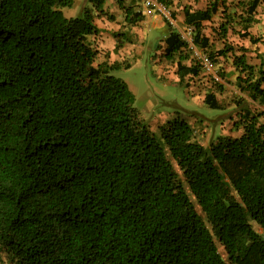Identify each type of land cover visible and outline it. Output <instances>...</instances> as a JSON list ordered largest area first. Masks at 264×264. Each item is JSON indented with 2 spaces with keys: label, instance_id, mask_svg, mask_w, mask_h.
Here are the masks:
<instances>
[{
  "label": "trees",
  "instance_id": "trees-1",
  "mask_svg": "<svg viewBox=\"0 0 264 264\" xmlns=\"http://www.w3.org/2000/svg\"><path fill=\"white\" fill-rule=\"evenodd\" d=\"M208 1L184 10L193 46L207 43L201 21L225 11ZM74 2L0 0L1 264H264L262 113L244 109L241 135L207 147L180 117L154 134L118 66L94 65L88 38L106 0L65 17ZM122 9L127 24L144 20ZM217 29L224 37L227 25ZM164 43L167 59L179 55V81L198 75L181 63L178 33ZM233 65L239 91L264 103V70L244 56ZM203 101L219 108L211 94Z\"/></svg>",
  "mask_w": 264,
  "mask_h": 264
},
{
  "label": "rangeland",
  "instance_id": "rangeland-1",
  "mask_svg": "<svg viewBox=\"0 0 264 264\" xmlns=\"http://www.w3.org/2000/svg\"><path fill=\"white\" fill-rule=\"evenodd\" d=\"M128 6L134 12L142 8L138 0H122L121 4L116 0H106L102 14L93 11L96 14L94 21L100 26L102 34L89 37L88 40L99 50L94 65L103 62L118 66L112 74L128 85L135 97L133 107L150 131L157 134L158 126L174 117H180L191 126L195 141L205 147L220 137L240 136L242 127L238 123V116L241 108L238 104L241 101L239 102L240 95L234 85V77L229 78L227 75V83L225 85L221 83L222 90H219L217 86L220 76L217 75L218 80H215L213 78L215 70L206 72L200 66L199 56L206 55L205 52L195 46L193 49L187 46L181 54L188 57L184 63L199 64L201 71L188 82L184 78L181 81L176 80V62L179 55L167 59L163 51L164 39L169 30L175 29L178 33L184 30V26L177 29V23L174 26L169 18L160 15L158 17L161 21L156 16L146 15L144 22L129 25L125 22L122 9ZM85 7L91 8L87 0H75L71 9L61 10L65 17H76L81 15ZM167 10L168 13L172 12L171 8ZM169 21L172 24H169ZM220 24H223V21H217L215 28L217 29ZM216 33L221 31L217 29ZM191 34L192 32L187 35L188 41L191 40ZM209 37L212 46H217L220 42L222 44L223 40L227 43L232 38V33L228 30L225 38L219 34H211ZM226 57H223L221 67L225 72L232 63L229 53ZM207 93L219 94L217 96L219 109H211L204 103L203 98ZM251 225L257 232H261L254 223ZM217 247L219 253L223 255L222 247L218 244ZM2 264H5L4 261Z\"/></svg>",
  "mask_w": 264,
  "mask_h": 264
},
{
  "label": "crops",
  "instance_id": "crops-1",
  "mask_svg": "<svg viewBox=\"0 0 264 264\" xmlns=\"http://www.w3.org/2000/svg\"><path fill=\"white\" fill-rule=\"evenodd\" d=\"M224 1H225L224 12L223 9H220L222 7H219L218 12L212 15L209 21H201L200 23L201 35L207 39L206 40L207 43L204 44V46L202 45L201 47L195 46V48L197 47L200 50L204 51L206 56L208 57L210 56L209 58L213 60L212 71L214 72L215 70V72L218 73L215 74L214 72L213 78L215 80H218L217 75L220 76L221 82L219 81L218 82L219 84L217 86L219 90H222V86L227 83L226 82V80H228L227 75L229 76V78L232 76L234 77V85H235L236 77L239 74L236 71L235 66L233 65L234 56H244L246 64L253 66L255 72L260 67L264 70V0H224ZM169 2L170 4L166 6L168 9L169 8L172 9V12L168 13L169 19L173 22L174 26H176L177 24L179 25V27L178 25L176 26L177 29H179L180 26L181 27L184 26L183 29L190 28L192 32L191 34V38H192L193 35L192 28L189 25L184 24L183 22L184 10L188 9L190 12L196 10H205L209 1L208 0H169ZM151 16H156L159 19L158 14H153ZM145 17L146 15H144V20ZM144 20L142 22H144ZM159 21L161 20L159 19ZM217 21H223V24L227 25V32L228 30H230V33H232V38L228 40L227 43L223 40L222 44L220 42L219 45L212 46V42L209 36L211 34L218 35L216 33L217 29L215 28ZM172 22L170 23L169 21V24H172ZM162 24L163 23L161 22V25ZM98 28L100 30L99 32L100 35L102 34L100 26H98ZM245 29L248 35L246 37H243L240 32ZM170 31L176 32L177 30L173 29V30H169V32ZM227 32L225 33V36L223 38L226 37ZM222 51H225L223 55L220 54V52ZM227 53L231 55L232 63H230V67L228 68L229 70L225 72L224 69H222L221 67H222L223 57L227 58L226 57ZM187 58L188 57L186 56V59H182L181 63L184 64L185 66H190V65L198 66V70L200 72L201 69L199 68L201 65L199 66V64L194 65V64L184 63V61L187 60ZM233 69H235L236 72ZM196 76L187 74L183 78L185 80L187 79L188 82L190 78H195ZM176 80L179 81L178 76ZM221 83H223L222 86ZM262 88H264V85L262 86ZM237 90L240 95L239 102L241 101V103L238 104L239 108H241L240 113H243L244 109L250 112L262 113V116L259 118V123L264 124V103L260 102L258 98L257 99L254 98L256 102L251 101V99L247 95L241 93L238 88ZM207 94H211L213 100H215L218 103V98H217V96H219L218 93H207Z\"/></svg>",
  "mask_w": 264,
  "mask_h": 264
},
{
  "label": "built area",
  "instance_id": "built-area-1",
  "mask_svg": "<svg viewBox=\"0 0 264 264\" xmlns=\"http://www.w3.org/2000/svg\"><path fill=\"white\" fill-rule=\"evenodd\" d=\"M138 1L141 4L142 8L140 9V12L143 15L158 14L165 18H169V16H167L168 10H167L166 5L161 3L159 0H138ZM190 33H191L190 28H185L184 30L178 32L179 38L183 40L189 48L193 49L194 46L192 45V39L189 41L187 40V35ZM199 63L204 69V71L212 72L213 62L208 56L206 55L199 56Z\"/></svg>",
  "mask_w": 264,
  "mask_h": 264
},
{
  "label": "clouds",
  "instance_id": "clouds-1",
  "mask_svg": "<svg viewBox=\"0 0 264 264\" xmlns=\"http://www.w3.org/2000/svg\"><path fill=\"white\" fill-rule=\"evenodd\" d=\"M140 11V10H139Z\"/></svg>",
  "mask_w": 264,
  "mask_h": 264
}]
</instances>
